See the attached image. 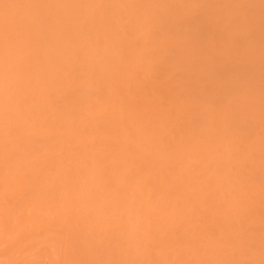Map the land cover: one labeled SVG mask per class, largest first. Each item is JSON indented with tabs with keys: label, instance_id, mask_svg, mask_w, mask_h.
Returning <instances> with one entry per match:
<instances>
[{
	"label": "rangeland",
	"instance_id": "374dc122",
	"mask_svg": "<svg viewBox=\"0 0 264 264\" xmlns=\"http://www.w3.org/2000/svg\"><path fill=\"white\" fill-rule=\"evenodd\" d=\"M25 1L29 0H23V2L22 0H0V43L4 44L5 35L7 36L5 40L8 41L10 36V39L15 42L19 39L20 34L18 33H22L21 31L26 28L30 30L36 25L30 30L32 33L30 36V32H23L28 33L30 38L34 35L32 38L35 40L34 43L31 39L28 42V46L27 44L22 46L29 49L31 47L29 46L30 43L32 46L37 45L40 46L39 48H47L44 52L42 49V52L43 54H45V51L47 52L45 55L49 57V62L52 60L54 68L49 71L48 75L47 84L50 82L51 86L43 85L42 87L39 84L40 82H38L39 85L35 82L34 87L37 86L38 89L37 87H35L36 89L33 87V89L37 90L36 92L33 89L32 91L28 89L22 90L24 95H29H25V97L22 95L23 92H19L20 99L22 97L26 98L25 107L31 106L34 109L32 110L29 107L27 110L32 116V120L28 118L30 115H25L28 118L25 124L33 122V118L36 117L32 126H29L31 125L29 124L27 127L26 125L22 127H25L24 131H28L29 129L26 130V128L34 126L35 134H33L34 132L25 133L23 128H20V125L18 128L17 124H12L9 119L13 118V116L10 117L9 115L7 117L10 122L9 126V122L7 123L5 118L4 120L0 119V124L3 121L2 125H0L1 127L3 126L2 128L0 127V139H3L2 141L0 140V143L3 144V146H0L2 150L0 151V170L2 172V167H4L6 169H3L2 174L5 171L7 174L10 172V176L8 174L7 178L6 173V175L0 173L2 175V177L0 175V194L1 192L2 195L5 193L7 194H4L5 196L10 195L9 197L12 198L18 193H24V190L25 192L31 191L29 190L32 188L31 180L39 178L37 175L42 166L46 167L44 165L48 159L47 156L51 158L54 155V158L56 155L59 160L55 157V161H60V164L55 162L53 166H55L57 171L53 172L48 167L47 169L49 170L46 168L42 169L44 172L45 169L47 170V178L50 177L51 180L53 177L51 182H54V187L50 185L51 187L48 188L46 186L50 180L43 179L46 177V172L44 173L40 170L41 180L38 179L37 182L34 180L32 182L33 188L35 190L39 184H45L47 188H44V190L47 192L42 191L41 187L39 189H41L42 193H45V198L51 200L52 204L48 203L51 206L59 204L60 210L57 207V210L60 211L59 213L66 215L65 212L69 211L67 214L73 219L76 218L77 222V217L80 215L83 217L85 210H82V212H80L81 210L78 211L77 213L80 214L74 215L75 217L72 215L73 212L71 213L70 211L76 206L75 202L78 203L79 196L75 197V200L77 199L78 201L73 202L74 206L70 207L72 208L71 210L67 209H69L68 204L72 203L68 201V204H65L64 202L67 200L71 201L72 199H68L69 196H76V193H80L78 191L80 189L83 191V194H80L82 198L84 192L88 191L87 188L90 183H92V187H90V192H87L88 194L94 193L97 189L100 190V186L98 188L92 181H98L97 185L99 180L104 183L109 182L105 174L106 181L104 180V172L102 174L98 173L97 176L96 173L99 170L97 171L96 169L98 166V169L100 168V164L96 163V169H93L95 164L92 167L90 159H93L95 163L97 156L101 158L98 161L107 156V159H103L107 161H102V165L109 162L107 167L110 166L111 161H108V158L113 159V157H108V154L110 153L109 156L113 155L112 153H115L116 146L110 136L105 137L107 132L105 130V121L112 118V123L120 128L122 134L124 133L123 143H125V148L129 151V157L133 158L135 163L134 165L130 163L128 166L130 168L127 167L126 181L136 177V172H139L137 163L144 160H142L143 155L137 152V141L141 140V143H144L142 136L147 135L150 144L160 151L163 156L160 161L161 164L157 165V163H154L156 166L151 165V170L155 168V171H152V173L151 170L149 171L152 176H148L150 179L147 178L149 180L147 184L149 187L155 184L152 187L153 192H156L155 198H158L157 193L160 190H164L168 196L166 201L155 200V207L152 204L150 209L149 205L147 203L144 204V202L141 206L138 205L140 203L134 205L135 207H140L139 210L137 207L134 210H138L139 215L134 217V225L128 226L121 236L120 249L123 264H264V0H52V2L47 0L48 2L43 5H41L45 2L43 0H35L36 3L30 0V4L34 2L38 4V7L29 4L30 8L28 9L30 13L34 14L30 18L34 21H30L29 27L32 28L28 26L23 28L26 23V17L23 18V24L19 19H21V13L25 11L23 7L27 6V4H24ZM49 1L52 5H54L53 2H57L56 6L46 7L48 3L50 4ZM21 2L22 4H20ZM37 2H42L40 5L43 7L39 6ZM34 6L38 11L36 14ZM31 8L35 10L33 9L32 11ZM40 9L41 11H39ZM15 13L19 18L15 17L17 16ZM41 13L44 15L42 18ZM10 14L14 17L9 16ZM35 18H38L40 22ZM39 29L45 31L41 33ZM1 33L3 34L1 35ZM43 33L46 34L47 42H45V36L43 37L45 34ZM22 34L21 39H23V36L28 37L24 34L22 36ZM26 38L23 41H29ZM17 43L13 44L21 48V50L18 49L20 54L24 48ZM21 44L23 43L21 42ZM16 46L12 47V51L16 49ZM53 47L57 48L54 49ZM2 48L8 49L6 46ZM2 48L0 47V50ZM49 48L52 52L48 51ZM31 50H33V47L29 51ZM56 50L57 52L54 53ZM1 52L6 55L5 50ZM27 52L25 53L27 54ZM15 53L12 55L17 58L18 55L15 56L17 54ZM50 53L54 57L51 58ZM12 55H9L11 60L8 59V56H6L7 58L4 56V59L8 60V63H12L14 62L12 61L14 60ZM22 56L25 55L22 54ZM23 60L26 61V58ZM20 61L18 63L20 66L15 64V62V65H6L8 63L5 60L0 61L1 69L8 67L11 69H9L10 72L16 70L11 75V73H7L8 69H5L6 73H4L6 75L14 76H8L13 79H10V82L12 83V81L16 80L14 85L8 81L10 83L8 85L6 83L7 79H5L7 76L3 75L4 73L2 74L0 69V75L4 76L3 78L0 76V89L2 84H6V87L8 85L10 88L16 86L17 83L19 84L20 70L27 65L25 61L23 63ZM20 63L26 64L21 68L22 65ZM53 70H55L56 75ZM15 75H19L18 77L16 76L18 80ZM53 80L55 82H52ZM52 85L56 90L52 89ZM45 87L47 88L45 89ZM28 91L31 94L27 93ZM48 92H51L50 95H52L49 96ZM41 93L44 94L42 95ZM41 95L43 98L47 97L43 102ZM29 98L30 100H28ZM38 98H41L40 101ZM24 99L21 101L23 102ZM35 100L38 101L36 102ZM53 100H55L56 107ZM31 101L33 102L32 105L28 103ZM52 101L53 104L51 105ZM38 102H42V106L41 104L38 105ZM112 102L123 108L122 115L118 110L114 111ZM110 103L111 106L109 105ZM49 109L53 111L52 113L50 110L52 115L55 111L57 112L55 113L56 116L53 115V117H57L56 120H59V122H55L52 115L48 117L50 114ZM31 111H35L34 115ZM43 112H45L44 115L42 114ZM36 114L39 115L37 116ZM57 114L60 119H58ZM105 117L108 119L106 118L105 120ZM66 118L73 121L74 126H72L70 131L74 130L77 133L73 131L72 135L71 132H67L70 127L66 122ZM14 119L12 120L14 121ZM40 119L46 120V122ZM36 120L38 125H36ZM16 121L14 123H17ZM62 123L64 126L69 127L65 132ZM49 125L53 129L55 127V130H51L52 128L49 130ZM47 126L48 128L46 129L45 127ZM56 128L59 134L57 132L54 134ZM37 129L42 130L38 131ZM44 129L47 130V133L42 132ZM59 130L62 131L59 132ZM23 132L25 133L24 135ZM38 132L43 133V135L41 133L38 135ZM101 133L105 135H101ZM139 135L140 140H137ZM6 137H9V139H6ZM10 137H14L12 138L13 141ZM75 137L79 139H75ZM15 138L17 141L14 140ZM51 138L53 140L57 139V141H53ZM25 139L26 141L29 140L31 145L27 144L29 141L25 143ZM44 139H47V141ZM8 140H11L10 143ZM59 140L62 143H59ZM18 141L19 143L22 141L21 146L16 144ZM78 141H80V144ZM11 142L14 143L12 144ZM63 142L65 143L64 145ZM32 143H34V146ZM42 143H44L45 147ZM51 143H53V146ZM59 145H63V147L57 148ZM148 145V142L144 143L145 147H148ZM14 146L16 147L14 148ZM50 146L53 147V151H50L52 150ZM66 146L68 149H66ZM83 146L85 149H83ZM61 148L63 149L61 150ZM69 148H73V151ZM75 148L83 149L78 151L83 156L80 153L78 154V149L75 150ZM106 149H109V151H106ZM54 150L59 152L56 154ZM89 150L90 155L88 156L93 155L90 159L84 153H88ZM91 150L97 153L100 151V154L98 153L97 155L96 153L95 155L93 154L95 152ZM102 150L105 151L102 152ZM43 151H48L50 155H45L42 153ZM67 151H70V153H67ZM74 153L76 156L71 155ZM38 155L42 156H40L41 160L38 159L39 161L37 160ZM65 155L67 156L66 161L64 160ZM69 155L71 159L73 157L75 159L73 158V161H70ZM13 156L15 157L14 159ZM16 157L17 161H15ZM21 157L23 160L19 159ZM31 157L33 160L28 162ZM43 157H45V161H43ZM50 158L49 160L52 161L53 158ZM61 158L63 161L60 160ZM19 160L20 162H18ZM24 160H27L26 163ZM76 161L80 162H78L79 165L81 164L80 167L77 165L78 163L75 166L73 165V162L75 164ZM13 162L18 163L11 165ZM113 162L116 163L114 160ZM28 163L31 164L29 165ZM83 163L90 164L93 171H97L96 173L95 171L92 172L95 174V178H93L94 174L89 173L91 176L89 178H92V181L90 179L85 187H83V177L87 181L86 172L88 173L92 170L89 168L90 170L87 171L88 166L86 165L87 167H85L84 164V168L82 166ZM114 163H111V165ZM2 164L6 165V167ZM37 164L39 165L37 166ZM50 164L48 161V165ZM62 164L64 165L63 167ZM67 164L72 165V168L75 167L76 172L73 170L74 168L71 169V166L69 167ZM35 165L36 167H33ZM17 166L22 171L17 170L19 169ZM30 166L35 169L38 167L36 169L38 171L34 169V172L31 173L33 169ZM77 166L83 170V172L81 171L83 176L81 172L78 174L77 169L79 171V168ZM104 166H101V168ZM131 166L133 168L137 167L138 170L136 171L135 168L133 170ZM49 167L51 168L52 166L50 165ZM7 168L9 169L8 172ZM26 169L28 170L27 172H25ZM35 172L37 175L32 179L35 176H32ZM134 172L135 174L132 177ZM52 173L53 175L54 173L56 175L61 174V176H57L58 179L54 181L55 178ZM157 173L159 174L157 175ZM23 174L29 177L25 175L24 177ZM153 174L157 178L160 176L159 179L166 176L165 178L168 182L166 181L165 185L161 183V185L159 183L157 185L156 181L152 179ZM96 176L98 177L97 179ZM99 176L104 179H100ZM59 178L61 179L59 180ZM72 178L78 179V181ZM7 179L8 181H6ZM21 179L22 181L27 180L29 183L19 182ZM132 180L134 181V178ZM150 180H153V182L150 183ZM70 182H73V184ZM21 183L25 185L21 186L23 185ZM34 183H38V186ZM55 183L57 184L55 185ZM78 183H80L79 186ZM104 183L102 184L103 186ZM130 183L125 184L128 186ZM81 185L82 187H80ZM28 186H30L29 189L27 188ZM73 186H76V189L72 188ZM24 187L27 189L23 190ZM102 187L101 189L104 188ZM51 188L53 190L52 193L56 195H54L55 198L52 196L54 199L52 197L50 199L49 196ZM53 188H55L56 192ZM39 189L37 188L36 190L39 192ZM94 189L96 190L94 191ZM146 189L148 188L146 187ZM99 190L95 194L101 195V190ZM49 191L50 193H48ZM87 193L84 198H96L95 194H89L90 196H88ZM2 195H0V199L4 197ZM11 195L13 196L11 197ZM91 196L94 197L92 198ZM56 197L57 201H55ZM62 197L63 199L67 198V200L61 201ZM89 199H86L89 205L87 203L83 207L84 209L92 205L93 202ZM45 204L42 206L46 210L43 209L41 214L46 217L48 212L52 213L56 207L53 209L47 204L46 208ZM125 204L123 206L124 210L129 207V203H127L128 205L126 204L127 206ZM65 205L67 207L64 208ZM77 206L78 209L80 204H77ZM76 207L75 210H77ZM48 208H51V210L49 209V211ZM91 208L94 207L91 206L88 209ZM127 209L129 210V208ZM121 211L119 212L121 213ZM88 212L93 211L89 210ZM1 213L4 214V212ZM1 213L0 215H2ZM125 213L123 212L122 214ZM126 214L123 217L128 216ZM88 215L90 216L89 213ZM88 215H84L85 218L89 217ZM49 216L51 217V214ZM66 218L61 216V226H63L64 221L66 223ZM67 219V222L72 220L70 218ZM82 220L80 221L82 222ZM85 220L87 222L88 219ZM106 220H110V217ZM71 222L70 224L72 225ZM104 223L103 225H105ZM126 224L129 225L128 223ZM75 225L78 226L77 223ZM102 230L100 229L98 232L102 237L101 240L106 239L107 236L105 234L108 233H102L106 228ZM107 235L110 234L108 233ZM26 236L24 238L27 240L22 238V241H20L22 243H19L21 245L18 244V246H23L22 244H25L24 241L29 240L28 234ZM92 240L90 239L97 247L98 243L96 242L98 239L95 240L94 238V241ZM17 242L15 243L17 244ZM101 245L104 246V242Z\"/></svg>",
	"mask_w": 264,
	"mask_h": 264
},
{
	"label": "bare ground",
	"instance_id": "6f19581e",
	"mask_svg": "<svg viewBox=\"0 0 264 264\" xmlns=\"http://www.w3.org/2000/svg\"><path fill=\"white\" fill-rule=\"evenodd\" d=\"M30 1V0H29ZM25 1L24 2V4H27V6H25L26 8H27V10H26V8L25 7H23L24 9H25V11L23 12V13H21L22 15L20 16L21 17V19H19V21H21L22 22V24H23V22H24V19L23 18H25L26 17V23L22 26L23 28H25V27H29V25L31 24L30 23V21L32 20L30 17H33V15L34 14H32V12L30 13V11H29V9L28 8H30V5H38V4H35L36 3V1L35 0H33L34 2H32V4H30V2L32 1ZM43 1H45L44 3H42ZM42 2H37V3H39V6H41V5H43V4H45V3H47L48 1L47 0H43ZM54 1H56V0H54ZM22 2H23V0H22ZM22 2L20 3V4H22ZM29 2V3H28ZM50 2V1H49ZM51 2H52V0H51ZM51 2H50V4L48 5L47 4V6L46 7H48L49 6V8L50 7H53L57 2H53L54 3V5H52L51 4ZM17 3V2H16ZM42 3V4H41ZM15 4V3H14ZM14 4H12V5H14ZM18 4V3H17ZM23 4V5H24ZM30 4V5H29ZM41 4V5H40ZM16 5V4H15ZM29 5V6H28ZM21 6V5H20ZM56 6V5H55ZM54 6V7H55ZM13 7V6H12ZM15 7V6H14ZM17 7V6H16ZM35 7V6H34ZM38 7V6H37ZM41 7H43V6H41ZM20 9H21V7H19ZM22 8V9H23ZM36 8V7H35ZM13 9V8H12ZM15 9V8H14ZM18 9V8H17ZM19 9V10H20ZM32 9V11H33V9L34 8H31ZM45 9V8H44ZM35 10V9H34ZM43 10V9H42ZM27 11V12H26ZM29 11V12H28ZM39 11H41V9L39 10ZM26 12V13H25ZM36 12H38L37 11V8H36V10H35V14H36ZM25 13V14H24ZM34 13V12H33ZM16 14V13H15ZM42 14V13H41ZM17 15V14H16ZM26 15V16H25ZM28 15H30L29 17H28ZM9 16H12L11 14L9 15ZM39 16H40V13H39ZM39 16H37V17H39ZM44 15L42 14V16H41V18L43 17ZM12 17H14V16H12ZM15 17H18V15L17 16H15ZM19 18V17H18ZM30 18V19H29ZM23 19V20H22ZM28 19V20H27ZM37 21H38V18H35ZM32 21H34V20H32ZM38 22H40V21H38ZM29 23V24H28ZM21 24V23H20ZM21 24V25H22ZM36 24V23H35ZM40 24V23H39ZM42 24V23H41ZM34 25V24H33ZM36 26V25H35ZM34 26V27H35ZM40 26V25H39ZM42 27H43V24L41 25ZM33 27V28H34ZM42 27H40V28H42ZM29 28H32V27H29ZM32 28V29H33ZM27 30H29L28 28H26ZM26 29H23L24 31H26V32H30V34H29V36L32 34L31 33V31L30 30H32V29H30L29 31H27ZM45 29V28H44ZM40 30V29H39ZM42 30V29H41ZM40 30V31H41ZM24 31H21L22 33L24 32ZM35 31V30H34ZM37 32H38V30H36ZM45 31V30H44ZM44 31H41V33L42 32H44ZM25 32V33H26ZM33 32V31H32ZM37 32H35L36 34H37ZM22 33H18V34H20V36H19V42L17 43V41L18 40H16L15 42L13 41V39H10V36H9V38H8V41L10 40V42H8L7 40H5L6 38H7V36L5 35V39L3 40V38H2V40H3V42H4V44L2 43H0V47L2 48V47H7L8 49H6V48H2V50L4 51L5 50V53H6V55L5 54H3L4 52H1L2 50H0V54H1V57H0V61L2 60V61H6L7 63L9 62L8 60H6V59H4L6 56H8V59L9 60H11V56L9 57V55H12L13 53H15L16 55L15 56H17V58H19L18 60L21 62V63H23V61H25V60H23V59H25L26 58V63H27V65H25V64H21L22 66H21V68L23 67V65H25V69H26V67H27V69L25 70L24 68V70H23V72H22V70H20L21 71V76L19 77V84L17 83V85L16 86H12L11 88L10 87H8V85L11 83L10 81V79H12V78H9V77H14V76H11V75H13V72L14 71H16V70H12V72H10L9 71V69L10 68H6L5 67V69L7 70V73L9 72V73H11V75L9 74H5L6 73V71H5V69H4V67H3V69H4V71H3V69H1V67H0V69L2 70V74L3 75H6L7 77L5 78V79H7V87H6V84L5 85H3L2 84V88L0 89V119H3L4 120V118L6 119V122L8 123L9 121L12 123V124H17L16 126L19 128V125H20V128L23 126V125H26V127L29 125V124H31V125H29V126H32L33 125V122L35 121V118H33L34 119V121L32 122L31 121V123H27V124H25L26 122V120L28 119V118H30L31 120H32V116L29 114V111L27 112V110L29 109V107H31V106H26L25 107V105H24V102L26 101L25 99H24V97H25V95H24V92L22 91V90H25V89H28L29 91L31 90L32 91V89H33V87H34V85L37 83V85H39V84H41L42 85V87H43V85L45 86V85H50V82H49V84H47V81H48V75H49V71L52 69V68H54L53 67V65H54V63L52 64V60L49 62V60L50 59H48L49 57H47L45 54L47 53L46 51H45V54H43V52H44V50L46 49L47 50V48H45V49H43L44 47H42V48H39L40 46H37V45H35V46H32L30 43H29V46H31V47H33V50H31V51H29L30 49H31V47L28 49V47H23L24 45H26L27 44V46H28V42H30L31 41V39L33 38V36L34 35H32L31 37L32 38H30L29 36H28V33H23L24 35H27L28 37L26 38L25 36H23V34ZM3 33H1V35H2ZM21 34H22V38L23 39H21ZM40 34V33H39ZM43 34H45V33H43ZM43 34H41V35H43ZM4 36V35H3ZM17 36V35H16ZM45 36V37H44ZM37 37V36H36ZM43 37L46 39L47 37H46V34L45 35H43ZM12 38V37H11ZM13 38H14V36H13ZM16 38V37H15ZM25 38H26V40H29V41H23V40H25ZM49 39V38H48ZM37 40V39H36ZM11 41H13V42H11ZM23 43V44H21V42ZM32 41H33V43H34V41L35 40H33L32 39ZM49 41V40H48ZM51 41V40H50ZM57 41V40H56ZM0 42H1V40H0ZM24 42H25V44H24ZM45 42H47V39H46V41ZM55 42V41H54ZM12 45H11V44ZM15 43H17V44H20V46L21 47H23L24 49L22 50L23 52H21L23 55H25V56H22V54L20 55L19 54V52H20V50H21V48L19 47V46H16V45H14ZM8 44H9V46H8ZM36 44H37V42H36ZM3 45V46H2ZM5 45V46H4ZM23 45V46H22ZM14 46H16L15 48L17 49H13L14 51H12V47L14 48ZM45 46H47V45H45ZM49 47V46H48ZM25 48H27L26 49V51H28L27 52V54L25 53L26 51H25ZM37 50H36V49ZM54 48V47H53ZM57 48V47H56ZM56 48H54V49H56ZM11 49V50H10ZM18 49H20V50H18ZM40 49V50H39ZM42 49H43V52H42ZM53 49V50H54ZM7 50V51H6ZM39 50V51H38ZM35 51V52H34ZM48 51H51L50 50V48H49V50ZM39 52V53H38ZM42 52V53H41ZM52 52V51H51ZM57 52V50L54 52V53H56ZM11 53V54H10ZM3 54V55H2ZM51 54V53H50ZM49 55V54H48ZM5 56V57H4ZM20 56H22V57H20ZM41 57H43V58H41ZM52 57H54V56H52V54H51V58ZM3 58V59H2ZM7 58V57H6ZM14 58V60H12V61H14L15 62V60H17V58L16 57H14L13 55H12V59ZM21 58V59H20ZM45 58V59H44ZM41 59H43V60H41ZM48 59V60H47ZM16 61L15 62V64H18L19 63V61ZM23 60V61H22ZM28 61V62H27ZM14 62H12V63H8V64H6V65H10V64H12V65H15L14 64ZM53 62H54V59H53ZM11 65V66H12ZM19 65V64H18ZM17 65V66H18ZM16 66V67H17ZM20 66V65H19ZM56 66V65H55ZM49 67H51V68H49ZM12 68V67H11ZM14 68V67H13ZM48 68H49V70H48ZM11 70V69H10ZM53 72L55 73V70H53ZM16 74V73H15ZM20 75V74H19ZM19 75H15V78L17 79V77L19 76ZM54 75V74H53ZM55 75H56V73H55ZM1 76V78H3L2 77V75H0ZM17 76V77H16ZM50 76H51V72H50ZM52 77V76H51ZM0 78V79H1ZM4 79V80H5ZM53 79V78H52ZM4 80H1V81H3V82H5ZM13 80V79H12ZM18 80V79H17ZM9 81V82H8ZM16 81V80H15ZM14 81V82H15ZM2 82V83H3ZM14 82L12 81V85H14ZM36 82V83H35ZM38 82H40L39 84H38ZM52 82H55L54 80L52 81ZM52 82H51V84H52ZM55 84V83H54ZM3 86H5V87H3ZM51 86V85H50ZM35 87H37V86H35ZM34 87V88H35ZM39 87H41V86H39ZM8 88H10V89H8ZM17 88V89H16ZM47 87H45V89H46ZM16 89V90H15ZM36 89V88H35ZM35 89H33V91H37V90H35ZM37 89H38V87H37ZM49 89V88H48ZM52 89H55V87H53V85H52ZM43 90V89H42ZM50 90V89H49ZM48 90V91H49ZM56 90V89H55ZM29 91L27 92V93H29ZM40 91H41V89H40ZM51 91V90H50ZM22 93L23 92V96L24 97H22V99H24L23 100V102L21 101L22 99H20V97H19V95H20V93ZM43 92V91H42ZM47 92V91H46ZM57 92V91H56ZM45 93V92H44ZM44 93H41L42 95L44 94ZM49 93V92H48ZM51 93V92H50ZM50 93L48 94L49 96H51L50 95ZM29 94H31V93H29ZM33 94V93H32ZM56 94V93H55ZM36 95L37 96H39L38 95V93H36ZM42 95H41V97H42ZM47 95V96H48ZM54 95V94H53ZM26 96H29L28 94L26 95ZM34 96V95H33ZM36 96V97H37ZM40 97V96H39ZM45 97V96H44ZM28 98V97H27ZM30 98H31V96H30ZM30 98L28 99V100H30ZM34 98V97H33ZM43 98V97H42ZM47 98V97H46ZM46 98H43V100H42V102L43 101H45L44 99H46ZM39 99V98H38ZM41 99V98H40ZM40 99H39V101H40ZM48 100V99H47ZM46 100V102H48ZM33 101V100H32ZM28 102V103H31L30 105H32L33 104V102ZM36 101V100H35ZM38 101V100H37ZM36 101V102H37ZM54 101V106L56 107V105H55V100H53ZM53 101H52V103H51V105L53 104ZM27 102V101H26ZM42 102L41 103H39L38 105H40L41 104V106H42ZM45 102V103H46ZM35 103V102H34ZM45 103H43L44 105H45ZM49 103V102H48ZM35 104H37V103H35ZM50 104V103H49ZM24 105V106H23ZM37 105V106H38ZM50 105V106H51ZM110 106H111V103L109 104ZM109 105H108V107H109ZM47 106V105H46ZM45 106V107H46ZM49 106V107H50ZM54 106H52V107H54ZM112 106H113V108H114V111L116 110H118L119 111V113L122 115L123 114V108H121L118 104H116L115 102L113 103L112 102ZM44 107V109H46ZM52 107H51V109H52ZM54 107V108H55ZM32 108V107H31ZM35 108H37L36 106H35ZM53 108V109H54ZM109 108H111V107H109ZM113 108H111L112 110H113ZM43 109V108H42ZM51 109H49V111L51 110ZM56 109V108H55ZM32 110H34L33 108H32ZM57 110V109H56ZM52 111V110H51ZM51 111L49 112L50 114L48 115V117L50 116V115H52V113H53V111H52V113H51ZM31 112H33V111H31ZM35 112V111H34ZM34 112H33V115H34ZM37 112V111H36ZM40 112V111H39ZM38 112V113H39ZM42 112V111H41ZM46 112V111H45ZM45 112H43L42 114L44 115V113ZM46 113H48V112H46ZM55 113H57L56 111H55ZM53 114V115H55L56 116V114ZM111 113V112H110ZM109 113V114H110ZM114 113V112H113ZM9 115H10V117L11 116H13V118L11 117V119H9V121H8V119H7V117H9ZM25 115H30V117H28L27 118V116H25ZM37 115V114H36ZM39 115V114H38ZM37 115V116H38ZM53 115H52V118L53 119H55L54 121L56 122L57 120V117L56 118H54L53 117ZM15 116V117H14ZM57 116H58V114H57ZM40 117V116H39ZM47 117V116H46ZM48 117H47V119H48ZM51 117V116H50ZM14 118H16V119H14ZM52 118H50V120H52ZM106 118L107 117H105V120H106ZM12 119H14V121H16L17 123H14V121L12 120ZM29 119V120H30ZM43 119H44V116H43ZM58 119H60L59 118V116H58ZM108 119V118H107ZM112 119V118H111ZM111 119H108V121H105V125H106V136L105 137H107V136H110L113 140H114V144H115V146H116V148H115V153H112L113 155H111V156H109L110 155V153L108 154V157H113V159L112 158H108V161L110 160L111 161V163H114L113 162V160L117 163H114L113 165H111V163H110V166L109 167H107L108 165H109V162H107L108 163V165H107V163L105 164L104 163V165H106V166H104V165H102L103 164V162L104 161H107L106 159H107V156L106 157H104V158H106L105 160H103L104 158H102V160H99L98 161V159H101L100 157L98 158V156L96 157V159H97V161L96 160H94V161H96L95 163L93 162V159H90V157L92 158V156H88V155H90V150L88 151V153L87 152H84V153H86L85 155L87 156V158L89 157V159L92 161V162H90L91 163V165H92V167H93V165H94V168L93 169H96L95 167L97 166V164L99 165L100 164V168L98 169V167H97V171L99 170V172H97L96 170H94L95 171V173L97 174V176H98V173H101L102 174V172H104L103 173V177L105 176V177H107V180H109V182L107 183V182H100V180H99V183H98V185H97V182L98 181H96V182H94V181H92V178H89V177H91L90 176V174L92 173V172H94L93 171V169H92V167L90 166V164L89 165H87V163H83V167H84V164H85V167H87L88 166V169H87V171H89L90 169L89 168H91V170L92 171H89L88 173L86 172V177H88V178H86V180L87 181H85V177H83L84 178V183H83V187H85V185H88V181H90V179H91V181L93 182V183H95L96 184V186H98V188H99V186H100V190L99 189H97V190H99L100 191V193H101V195H99V194H95V192H98L96 189H94V193H89L90 195H92V194H95V197L96 198H93L94 196H91L93 199H91L90 197H85L86 199L88 198H90L89 200L91 201V202H93L92 203V205H90L89 207H94V208H91V209H84L83 207H85L86 205H87V203H88V201L84 198V195L89 191L90 192V187H92V183H90L91 184V186H90V184H89V187L87 188L88 189V191H86V192H84V195H82V198H81V195L80 194H83L82 192L83 191H81L82 189H80V190H78V191H80V193H76V196H69V198L68 199H72L71 201L70 200H67V198L66 197H68V196H66L65 198L66 199H63V197H62V200L61 201H63V200H67L66 202H64L65 204H68V201L69 202H71L72 204H68V208L69 209H67V210H71L72 208H70V207H73L74 205H73V202H75V201H78V203L77 202H75V205L77 206V204H80V206H79V208L77 209V207L76 206H74V209H72L70 212L72 213V215H73V217H75L76 215H78V214H80V213H77L78 211H80V212H82V210L85 212V216H87L88 215V213L90 214V216H91V214H92V216L90 217L89 215V217H86L85 218V216L83 215V213H82V215H83V217H81V215L80 216H78L77 218H78V220H77V222H76V218H71L67 213L69 212H65L66 213V215H67V218H70V219H72V220H70L69 222H67L68 221V219L66 218V215H62L61 213H59L60 211H58V210H60V208H59V204H57L56 206H54V205H50L48 202H50L51 203V200H49V198H45L46 197V195H45V193H42V191H46V190H44V188L46 189L47 187L48 188H50L51 186H53V183L54 182H51V181H53L52 180V178H51V180H50V177H48L47 178V170H49V169H52V171L53 172H56L57 170H56V168H55V166H53V164L55 165V162H56V164H57V162L58 161H55V157H57L56 155H55V157L53 158V156L50 158V156L48 157L47 156V160H46V162H45V165L44 166H46V167H43L42 166V163H43V161H45V157H43L44 158V160L43 161H41L42 163H41V166H42V168H41V166H39V168H41L40 170H42L43 168H46L47 169V167L49 168V169H45V172L42 170V172H44L45 173V175H46V177H44L43 179H47V180H50L49 181V183L48 184H46V186L47 187H45V184H39V186L36 184V183H34L36 186H38V187H36V189L38 188L39 189V187H41L42 188V191H41V189H39V192L35 189L34 190V188H33V181L35 180V182H37V180L38 179H40L41 180V176L39 175L40 174V170H39V174L37 175V173L35 174H33L32 176H34V177H32V179L33 178H35L36 177V175L39 177H37L38 179L36 180V179H33V180H31L32 182L30 183V184H32L31 185V187L32 188H30L29 189V187L30 186H28L27 188L29 189V190H31V191H29V192H25V190L24 189H27V188H23V192L24 193H22L21 192V190H20V192H21V194H17V195H15V194H13V195H15L14 197H12L13 195H11V197L12 198H10L9 196L10 195H8V196H5V195H7V194H5L4 192V194L2 195V192H1V194L0 195H2V199H0V213L1 212H4V214H2V215H0V264H123V258H122V253H121V249H120V246H121V236H122V232H124V230H126V228H128V226H131V225H134V223H135V221L133 220L134 219V217H137V215H139V209H140V207L139 206H141V204H143V202H144V204L145 203H147L148 205H149V209H150V206L152 207V204L154 205L153 207H155V205L156 204H154L155 203V200H158V201H166V200H168V196L166 195V192L163 190V191H161L160 190V192H158L157 193V197L158 198H155L156 197V192H153V190H152V187L155 185L154 183V185L152 186L151 184H150V186H152V187H149L148 186V184H147V181H149V180H147V178H149L148 176L150 175V176H152L151 174H149L150 172V170H151V167L152 166H156L155 164L157 163V165L160 163V161L162 160V154H161V152L160 151H158L153 145H151L150 144V142H149V137L147 136V135H144V136H142V139L144 140V143H149V145H148V147H145L144 146V143H141V140H140V135H139V138L137 139V140H140V141H137V152L139 153V154H142L143 155V157H142V160H144V161H142V162H139V163H137L136 165H137V167H138V169H137V167H134L135 169H136V171L138 170L139 172H136L137 174H136V177H133V175L135 174V172L132 174V177L134 178V181L132 182L130 179H127V180H130V181H126V173H127V167L130 165V163H131V165H134L135 163L133 162V158H131V157H129V155H128V150H127V148H125V143H123L124 141H123V134H122V131L120 130V128L117 126V125H115V124H113L112 122H113V120H111ZM40 120H42V119H40ZM69 119H67L66 118V122H67V124H69V127H67L66 125V127L64 126V124H63V126H64V132L65 131H67L68 130V128H69V130L67 131L68 133L69 132H71V134L73 135V131H70L71 129H72V126H74L73 125V121L72 120H69ZM111 120V121H110ZM21 121V122H20ZM38 121H39V119H38ZM37 120H36V123L38 122ZM42 121H44V122H46V120H42ZM49 121V120H48ZM47 121V122H48ZM71 121V122H70ZM2 123H3V121H1ZM5 122V123H6ZM10 122L8 123V126L10 125ZM50 122V121H49ZM57 122H59V120L57 121ZM65 122V123H66ZM68 122H70V123H68ZM107 122V123H106ZM2 123L0 124V125H2ZM4 123V124H5ZM20 123V124H19ZM22 123V124H21ZM3 124V125H4ZM35 124V123H34ZM40 124V123H39ZM43 124H46V123H43ZM55 124V123H54ZM54 124H52L53 126H54ZM57 124V123H56ZM36 125H38V123L36 124ZM58 125V124H57ZM6 127H8L7 125H5ZM4 126V127H5ZM40 126V125H39ZM41 126H42V124H41ZM40 126V127H41ZM56 126V125H55ZM1 127V126H0ZM3 127V126H2ZM1 127V128H2ZM49 130L52 128L50 125H49ZM0 128V129H1ZM23 128V127H22ZM25 128V127H24ZM24 128H23V131H24ZM33 128V130H31ZM42 128H44V127H42ZM46 129L48 128V126L47 127H45ZM57 128H58V126H57ZM57 128H56V131H54V134H55V132H57L58 133V131H57ZM8 129V128H7ZM27 129H29V130H31V131H24L25 133H30V132H34L33 134H35L36 133V130L34 129V126L33 127H31V128H26V130ZM46 129H44L42 132H46L47 133V130ZM74 129H75V127H74ZM18 130H20V129H18ZM17 130V131H18ZM38 130V129H37ZM42 129H39L38 131H41ZM51 130H55V127H54V129L52 128ZM63 130V129H62ZM61 130V131H62ZM75 130H77V129H75ZM2 131H5V130H2ZM60 130H59V132H61ZM8 132V131H7ZM6 132V133H7ZM20 132H22L21 130H20ZM23 132V135L25 134ZM63 132V133H64ZM66 132V133H67ZM75 132V131H74ZM105 132V131H104ZM41 133V132H40ZM39 132L37 133L38 135L40 134ZM49 133H51L50 131H49ZM67 133V134H68ZM75 133H77V132H75ZM9 134V133H8ZM42 135H43V133H41ZM45 134V133H44ZM59 134V133H58ZM66 134V135H67ZM71 134H69V135H71ZM102 134H104V133H101V135ZM0 135H1V132H0ZM10 135V134H9ZM8 135V136H9ZM20 135V134H19ZM22 135V136H23ZM52 135H53V133H52ZM63 135H65V134H63ZM71 135V136H72ZM105 135V134H104ZM5 136H7V135H5ZM21 136V135H20ZM34 136H37V135H34ZM48 136V135H47ZM49 136H51L50 134H49ZM54 136V135H53ZM62 136V135H61ZM68 136V135H67ZM76 136V135H75ZM82 136V135H81ZM38 137V136H37ZM39 137H41V136H39ZM45 137V136H44ZM44 137H42V138H44ZM59 137H60V135H59ZM66 137V136H65ZM70 137V136H69ZM74 137V136H73ZM72 137V138H73ZM3 138V137H2ZM11 138V140H12V138H14V137H10ZM42 138H40V140H42ZM49 138V137H48ZM76 138H78V137H75V139ZM79 138H81L80 136H79ZM78 138V139H79ZM5 139V138H4ZM6 139H9V137L7 138L6 137ZM22 139V138H21ZM52 140H53V138H51ZM57 139H58V137H57ZM57 139H54V140H56L57 141ZM64 139V138H63ZM66 139V138H65ZM82 139V138H81ZM1 141L3 140V139H0ZM11 140H8L9 141V143H10V141ZM15 141H17V139L15 138L14 139ZM45 140V139H44ZM53 140V141H54ZM60 140H62L61 138H60ZM59 140V141H60ZM4 141H6V140H4ZM13 141V140H12ZM24 141H26V139L24 140ZM23 141V142H24ZM27 141H29V140H27ZM27 141L25 142V143H27ZM32 141V140H31ZM33 141H35L34 139H33ZM39 141V140H38ZM45 141H47V139L45 140ZM44 141V142H45ZM52 141V142H53ZM69 141V140H68ZM74 141V140H73ZM72 141V142H73ZM81 141V140H80ZM80 141H78L79 142V144H80ZM82 141H84V140H82ZM112 141V140H111ZM7 142V141H6ZM22 142V141H21ZM21 142L19 143V141H18V143H16V144H20V146H21ZM66 142V141H65ZM8 143V142H7ZM12 144L14 143V142H11ZM53 143H55V142H53ZM53 143H51V145L53 146ZM58 143V142H57ZM59 143H62L61 141L59 142ZM67 143V142H66ZM82 143H84V142H82ZM1 144V143H0ZM24 144V143H23ZM27 144H30V141L27 143ZM33 144V146H34V143H32ZM36 144V143H35ZM41 144V143H40ZM43 144V146L45 147V145H44V143H42ZM65 143L63 142V145H64ZM71 144H73V143H71ZM25 145V144H24ZM31 145V144H30ZM63 145H59L57 148H59V147H63ZM70 145V144H69ZM82 145H84V144H82ZM0 146H3V144H1ZM5 146V145H4ZM8 146V145H7ZM25 146H27V145H25ZM32 146V147H33ZM46 146H47V144H46ZM52 146H50V147H52ZM68 146V145H67ZM66 146V149H68V147ZM71 146V145H70ZM73 146V145H72ZM78 146V145H77ZM16 146H14V148H15ZM18 147V146H17ZM38 147H39V145H38ZM37 147V148H38ZM42 147V146H41ZM50 147H48V148H50ZM5 148V147H4ZM3 148V149H4ZM13 148V147H12ZM12 148H11V150H12ZM29 148V147H28ZM57 148H54V149H57ZM64 148H65V146H64ZM74 148V147H73ZM72 148V149H73ZM81 148H82V146H81ZM80 148V149H81ZM109 149H110V147H108ZM34 149V148H33ZM40 149V148H39ZM51 149V148H50ZM63 148H61V150H62ZM69 149H71V148H69ZM71 149V150H72ZM78 149V148H77ZM76 148H75V150H77ZM80 149H78L77 150V152L78 151H80ZM83 149H85L84 148V146H83ZM83 149H81V151L83 150ZM109 149H106V151L108 150L109 151ZM8 150H9V148H8ZM18 150H19V148H18ZM38 150V149H37ZM95 150V149H94ZM92 151V152H95V151ZM0 151H2L1 149H0ZM41 151V150H40ZM50 151H53V147H52V150H50ZM49 151V152H50ZM55 151V150H54ZM73 151V150H72ZM71 151V152H72ZM86 151V150H85ZM99 151V150H98ZM105 151V150H104ZM103 150H102V152H104ZM113 151V150H112ZM4 152V151H3ZM10 152V151H9ZM17 152V151H16ZM15 152V153H16ZM59 151L58 150H56L54 153H58ZM60 152H62V151H60ZM76 152V151H75ZM100 152V151H99ZM98 152V153H99ZM101 152V153H102ZM18 153V152H17ZM42 153H44L45 155H47L48 154V151L46 152H42ZM66 153V152H65ZM67 153H70V151H67ZM80 153V155L82 154L81 152H78V154ZM96 153L97 152H95V153H93V154H95L96 155ZM98 153H97V155H98ZM108 153V152H107ZM28 154V153H27ZM100 154V153H99ZM9 155V154H8ZM29 155V154H28ZM27 155V156H28ZM48 155H50V154H48ZM52 155V154H51ZM61 155V154H60ZM60 155H58V156H60ZM71 155H73V156H76L75 155V153L74 154H71ZM80 155H78V156H80ZM102 155H103V153H102ZM105 155V154H104ZM18 156V155H17ZM41 156V155H40ZM39 155H38V158H37V160L38 159H42L41 157H40ZM44 156V155H43ZM63 156H64V154H63ZM70 156V155H69ZM77 156V157H78ZM82 156H83V154H82ZM100 156V155H99ZM33 157V156H32ZM32 157L31 158H29L30 160L28 161V162H30L31 160H33L32 159ZM60 157H62V156H60ZM11 158V157H10ZM15 157L13 156V159H14ZM35 158V157H34ZM49 158L50 159H52V161H53V163H51L52 161L51 160H49ZM58 158V157H57ZM63 158V157H62ZM62 158L60 159L61 161H63L62 160ZM70 159V161H73V158L75 159V157H73L72 159H71V156L69 157ZM3 159V158H2ZM12 159V160H13ZM19 159H22V157L21 158H19ZM26 159H28V158H26ZM67 160V156L65 155V157H64V160ZM95 159V158H94ZM112 159V160H111ZM6 160H7V157H6ZM23 160V159H22ZM35 160V159H34ZM58 160H59V158H58ZM65 160V161H66ZM80 161H82L81 159H79ZM2 161V160H1ZM5 161V160H4ZM3 161V162H4ZM8 161H9V159H8ZM15 161H17V157H16V160ZM25 161V160H24ZM27 161V160H26ZM26 161H25V163H26ZM39 161V160H38ZM48 161H49V164L52 166V167H54V168H50L49 166L50 165H48ZM51 161V162H50ZM65 161H64V163H65ZM103 161V162H102ZM18 162H20V160L18 161ZM18 162H16V163H18ZM33 162V161H32ZM79 161H76L75 162V164H74V162H73V165L75 166L77 163H78ZM89 162V161H88ZM1 163V162H0ZM16 163L15 162H13V163H11V165H13V164H15L16 165ZM21 163H24V162H21ZM37 163H39V162H37ZM46 163H47V165H46ZM59 164H60V161L58 162ZM63 163V164H64ZM67 163V162H66ZM72 163V162H71ZM70 163V164H71ZM80 163V162H79ZM79 163L77 164V165H79ZM93 163V164H92ZM97 163V164H96ZM155 163V164H154ZM29 164V163H28ZM31 164V163H30ZM29 164V165H30ZM44 164V163H43ZM62 164V167L64 166ZM68 165L67 164V166H71V169H73L75 172H76V170H75V167H73L72 168V165ZM128 164V165H127ZM153 164V165H152ZM161 164V163H160ZM2 165H4V164H2ZM18 165V164H17ZM32 165H33V163H32ZM39 164H37V166H38ZM87 165V166H86ZM152 165V166H151ZM5 167H6V165H4ZM10 166V165H9ZM81 166V164L79 165V167ZM90 166V167H89ZM101 166H104V167H102L101 168ZM13 167V166H12ZM18 168H19V166H17ZM22 167V166H21ZM30 167H32V166H30ZM33 167H36V165L35 166H33ZM32 167V169H33V171H31V173H33L34 172V169L35 168H33ZM59 167H61L60 165H59ZM58 166H57V168H59ZM61 167V168H62ZM78 167V166H77ZM78 167V168H79ZM84 167V168H85ZM132 167V166H131ZM158 167V166H157ZM3 169H6V168H4V167H2ZM1 168V169H2ZM16 168V167H15ZM25 168H26V166H25ZM38 168V167H37ZM36 168V169H37ZM60 168V169H61ZM128 168H130V167H128ZM133 168V167H132ZM134 168H133V170H134ZM3 169H2V172H3ZM8 169V168H7ZM23 169H24V166H23ZM31 169V168H30ZM35 169V171H38V170H36ZM59 169V170H60ZM77 169V168H76ZM103 171H102V170ZM17 170H21V168H19V169H17ZM56 170V171H55ZM62 170V169H61ZM9 171V169L7 170V172ZM11 171V170H10ZM22 171V170H21ZM28 170L26 169L25 170V172H27ZM51 170H50V172H52ZM83 172V170L82 169H80L79 168V171H78V169H77V172H78V174H80V172ZM101 171V172H100ZM152 171H155V168L153 169V170H151V173H152ZM2 172H1V170H0V173L2 174ZM19 172V171H18ZM17 172V173H18ZM49 172V173H50ZM72 172V171H71ZM81 172V173H82ZM91 172V173H90ZM5 173H6V171H5ZM4 173V174H5ZM10 173V172H9ZM8 173V174H9ZM30 173V172H29ZM29 173H27V174H29ZM31 173H30V176H31ZM44 173H42L43 175H44ZM85 173V172H84ZM90 173V174H89ZM0 174V175H1ZM4 174H2V175H4ZM7 174V173H6ZM5 174V175H6ZM8 174L6 175V178H7V176H8ZM19 174V173H18ZM41 174V175H42ZM89 176H88V175ZM92 174H94V173H92ZM105 174V175H104ZM159 173H157V175H158ZM160 174H162V173H160ZM2 175H1V177H2ZM15 175V174H14ZM25 174H23V176H24ZM42 175V176H43ZM50 175V174H49ZM52 175H53V173H52ZM125 175V176H124ZM128 175V174H127ZM154 176H156L155 174H153ZM9 176H10V174H9ZM19 176V175H18ZM26 177L28 176V175H25ZM24 176V177H25ZM54 181H56L58 178H57V176H61V174L60 175H56V173H54ZM56 176V177H55ZM81 176V175H80ZM82 176H83V173H82ZM96 176V179L98 178ZM153 176V177H154ZM20 177H21V175H20ZM29 177V176H28ZM103 177H101V176H99V178L101 179V178H103ZM104 177V178H105ZM129 177V176H128ZM152 177V179L153 180H155L156 182V184L157 183H161L162 185H165L167 182H168V180H166V176H164V178H160L159 179V177L157 178V176L155 177V178H153ZM4 178V177H3ZM13 178H14V176H13ZM16 178V177H15ZM21 178H23V177H21ZM75 178H77V177H75ZM93 178H95V174L93 175ZM103 178V179H104ZM24 179V178H23ZM30 179H31V177H30ZM29 179V180H30ZM61 178H59V180H60ZM63 179V178H62ZM65 179V178H64ZM73 180H75L74 178H72ZM81 179V178H80ZM150 179V178H149ZM169 179V178H168ZM39 180V182H41ZM58 180V181H59ZM95 180V179H94ZM105 181H106V178L104 179ZM153 180L151 181L150 180V183H152L153 182ZM4 181H5V179H4ZM6 181H8V179L6 180ZM19 181V180H18ZM24 181V180H23ZM22 181V179H21V181H19V182H23ZM64 181V180H63ZM75 181H78V179L77 180H75ZM75 181H74V183H75ZM101 181H103V180H101ZM167 181V182H166ZM18 182V183H19ZM25 183L26 182H28L27 180L26 181H24ZM43 182H44V180H43ZM133 184H131V183ZM29 183V182H28ZM42 183V182H41ZM71 183V182H70ZM80 183L82 184V182L80 181ZM80 183H78V186H79V184ZM101 183V185L104 183V188L101 186V185H99ZM128 184V183H130L128 186L126 185V184ZM21 184H23V185H21V186H24L25 184L24 183H21ZM57 183H55V185H56ZM59 184V183H58ZM71 184H73V182L71 183ZM70 184V185H71ZM160 184V185H161ZM29 185V184H28ZM35 185H34V187H35ZM51 185V186H50ZM147 185V186H146ZM158 185V184H157ZM44 186V187H43ZM54 187V186H53ZM80 187H82V185L80 186ZM94 187V186H93ZM101 187L103 188V189H101ZM146 187L148 188V189H146ZM157 187V186H156ZM72 188H75L76 189V186H73ZM85 188V189H86ZM94 188H96V187H94ZM155 188V187H154ZM33 189V190H32ZM54 189V191L56 192V190H55V188H53ZM78 189V188H77ZM7 191V190H6ZM52 188H51V193H50V191L48 192V193H50L49 194V196H50V199H51V197L52 196H54L55 195V193L53 194L52 193ZM103 191V192H102ZM155 191H156V189H155ZM158 191V190H157ZM19 192V191H18ZM47 192V191H46ZM92 192V191H91ZM40 193L42 194L41 196H40ZM47 193V194H48ZM88 193H87V195L88 196H90ZM99 195V196H98ZM48 196V197H49ZM56 196V195H55ZM55 196H54V198H55ZM77 196H79L78 198V200L76 199L75 200V197L77 198ZM86 196V195H85ZM8 197V198H7ZM6 198V199H5ZM44 198V199H43ZM53 198V197H52ZM53 198V199H54ZM81 198V199H80ZM46 199V200H45ZM48 199V200H47ZM59 200V199H58ZM81 200V201H80ZM84 200H86V201H84ZM44 201H45V203H44ZM54 200H52V202H53ZM55 201H57V197H56V200ZM89 201V202H90ZM83 202V203H82ZM86 202V203H85ZM91 202H90V204H91ZM53 203H55L56 204V202H53ZM58 203V202H57ZM127 204V203H129V207H127V208H129V210L127 209V208H125V210H124V208H123V206H124V204ZM137 203H140V204H138L139 206H136L137 208H138V210L137 211H134L135 210V206L134 205H137ZM43 204H45L46 205V208H47V204H49V207L51 206V208H53L54 209V207H56V209H54L53 210V212L51 213V212H48V215H50L51 214V217L49 216L48 217V215H46V217L45 216H43V214H41L42 213V210L43 209H45V207L44 206H42ZM52 204V203H51ZM125 204V205H126ZM70 205H72V206H70ZM88 205H89V203H88ZM128 205V204H127ZM126 205V206H127ZM147 205V206H148ZM40 206H42V207H44V208H42V207H40ZM146 206V205H145ZM57 207H58V210H57ZM65 207H67V205H65L64 206V208ZM75 207H76V209L77 210H75ZM40 208H41V210H40ZM51 208H48V210L50 209L51 210ZM81 208H83V209H81ZM123 209V211H121ZM148 209V208H147ZM46 210V209H45ZM47 210V211H48ZM49 210V211H50ZM93 211V212H88V211ZM127 210H128V212H127ZM75 211V212H74ZM119 211H121V213L119 212ZM132 211V212H131ZM39 212H40V214H39ZM128 213V214H126V215H128V216H126V217H123V215H125V214H122V213ZM134 212V213H133ZM135 212H137L136 214H135ZM70 213V214H71ZM77 213V214H76ZM86 213H87V215H86ZM61 214V215H60ZM71 215V216H72ZM75 215V216H74ZM61 216H65V218H66V223H65V221H64V223H63V226H64V229H62V231H61V228H63V226H61L62 225V220H61ZM94 216V217H93ZM81 217V218H80ZM108 217H110V220H106L105 221V219H107ZM82 220V222L85 220V219H88L87 220V222H81L80 220ZM104 220V221H103ZM72 221V222H71ZM73 221H75L77 224H78V226L77 225H75L76 223L75 222H73ZM79 221H80V223H79ZM107 221H109V222H107ZM70 222L72 223V225L70 224ZM105 224V225H103V223ZM61 223V224H60ZM125 223H128L129 225H125ZM70 224V225H69ZM66 225H68L67 227H66ZM75 227H74V226ZM124 226H125V229H124ZM59 227V228H58ZM66 227V228H65ZM106 228V230H105V228ZM100 229L102 230H105L104 232H102L103 234L104 233H106V232H108L110 235H107V234H105L107 237H106V239H103V240H101V235H100V233H98L99 231H100ZM102 230V231H103ZM111 232V233H110ZM98 233V234H97ZM28 234V237H29V240L28 241H24L25 242V244H22L23 246H18V244L19 243H22V242H20V241H22V238H24L26 235ZM98 236H99V238H98ZM103 236V235H102ZM27 237V236H26ZM93 238V240H92V238ZM97 237V238H96ZM105 237V236H104ZM94 238H95V240L96 239H98V240H100V241H98L97 240V242L96 243H98V245H97V247H95L96 246V244L94 243V242H91L90 241V239L92 240V241H94ZM25 239V238H24ZM25 240H27V239H25ZM105 240V241H104ZM17 241H19V242H17ZM104 242V246L103 245H101V244H103V242ZM15 242H17V244L15 243ZM23 242V243H24ZM102 242V243H101ZM101 243V244H100ZM95 244V245H94ZM19 245H21V244H19Z\"/></svg>",
	"mask_w": 264,
	"mask_h": 264
}]
</instances>
